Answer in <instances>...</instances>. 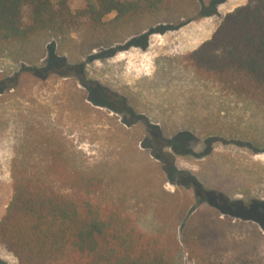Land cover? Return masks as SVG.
<instances>
[{
	"label": "rangeland",
	"instance_id": "obj_1",
	"mask_svg": "<svg viewBox=\"0 0 264 264\" xmlns=\"http://www.w3.org/2000/svg\"><path fill=\"white\" fill-rule=\"evenodd\" d=\"M248 1L173 0L121 23L111 13L99 29L0 40V220L13 168L42 166L59 151L70 166L113 178L141 230H155L178 200L222 231L227 263L244 252L264 264L263 209L253 219L234 206L222 213L195 203L198 186L245 203L264 199V107L184 62ZM69 3L77 10L85 0ZM9 262L18 264L0 241V264ZM182 264L194 262L185 256Z\"/></svg>",
	"mask_w": 264,
	"mask_h": 264
},
{
	"label": "trees",
	"instance_id": "obj_2",
	"mask_svg": "<svg viewBox=\"0 0 264 264\" xmlns=\"http://www.w3.org/2000/svg\"><path fill=\"white\" fill-rule=\"evenodd\" d=\"M173 0H85L73 10L69 0H0V40L24 42L48 31L66 33L159 12ZM28 7L25 20L24 10ZM184 62L224 92L264 107V0H249L227 13L212 36ZM13 194L0 220V241L18 264H229L225 236L204 219L187 215L175 200L151 231L141 230L115 194L113 178L65 163L58 151L39 167L13 168ZM195 190L199 207L257 219L264 202L230 200ZM204 193V194H203ZM186 198V197H185ZM187 199V198H186ZM186 203L188 201L185 200ZM181 221V222H180ZM255 264L244 252L234 263Z\"/></svg>",
	"mask_w": 264,
	"mask_h": 264
},
{
	"label": "bare ground",
	"instance_id": "obj_3",
	"mask_svg": "<svg viewBox=\"0 0 264 264\" xmlns=\"http://www.w3.org/2000/svg\"><path fill=\"white\" fill-rule=\"evenodd\" d=\"M230 2V4H233V3H236V2H238L239 0H229ZM12 263V262H11ZM9 264H10V262H9Z\"/></svg>",
	"mask_w": 264,
	"mask_h": 264
},
{
	"label": "flooded vegetation",
	"instance_id": "obj_4",
	"mask_svg": "<svg viewBox=\"0 0 264 264\" xmlns=\"http://www.w3.org/2000/svg\"><path fill=\"white\" fill-rule=\"evenodd\" d=\"M80 72H81V74H83V70H81ZM262 201L264 202V199ZM260 224H261L262 228H264V221L262 223H260Z\"/></svg>",
	"mask_w": 264,
	"mask_h": 264
}]
</instances>
